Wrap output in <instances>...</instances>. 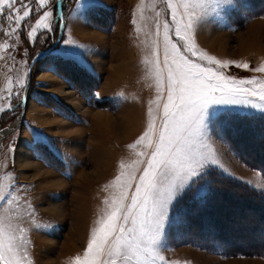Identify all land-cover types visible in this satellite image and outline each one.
<instances>
[{"label":"rangeland","instance_id":"1","mask_svg":"<svg viewBox=\"0 0 264 264\" xmlns=\"http://www.w3.org/2000/svg\"><path fill=\"white\" fill-rule=\"evenodd\" d=\"M112 1L116 6L82 9L81 14L90 20L85 23L75 18L72 9L76 5L69 0L62 41L52 56L34 65L28 112L8 136L19 122L25 90H21L18 111L0 113V134H5L0 139V177H9L15 170L12 152L23 124L48 139L36 143L35 149L49 169L39 163L22 165L29 169L20 171L25 184L6 181L16 187L17 199L12 206L20 205L27 191L37 187V195H28L24 210L5 206L14 223L25 229L33 264H75L77 256L83 259L91 230L104 208L103 200L114 191H105V187L120 173L121 161L131 164L135 159L129 146L146 128L155 81L148 75L144 60L151 47L155 12L164 10L161 19L167 18L166 6L160 0H143L141 19V0ZM247 3L248 11H233L227 26L218 25L209 15V22L199 24L195 40L200 49L219 60L249 65L248 70L232 66L228 75L264 79V73L252 71L264 64V0ZM33 16L38 18L36 13ZM58 19L54 18V31L37 33L35 42L27 39L28 29L23 26L19 38L0 37V45L5 41L13 45L0 59V90L12 80L15 91V80L28 73L34 57L58 41ZM65 40L86 46V50L80 49L83 67L55 54L69 48ZM53 66L58 75L48 70ZM25 80L27 84L28 75ZM12 103H17L14 97ZM228 128L215 147L239 180L213 173L206 203L193 200L192 195L184 199L183 204L196 205L191 214L185 213V223L169 233V250L163 254L174 264H264V145L260 143L264 142L249 134L253 139L244 136L239 144L256 168L234 149L227 138L233 135ZM211 187L216 195L210 194Z\"/></svg>","mask_w":264,"mask_h":264},{"label":"snow or ice","instance_id":"2","mask_svg":"<svg viewBox=\"0 0 264 264\" xmlns=\"http://www.w3.org/2000/svg\"><path fill=\"white\" fill-rule=\"evenodd\" d=\"M68 3L69 0H0V37L19 38L23 26L28 29L27 39L35 42L37 33L54 31L57 16L55 27L64 24L67 29L64 5ZM74 3L72 12L85 23L90 20L81 14L82 9L105 7L103 0ZM160 3L166 6L167 18L161 19L164 10L155 12L151 47L144 60L148 75L155 81V98L148 104L146 128L129 146L135 159L131 164L121 161L120 173L105 187V191H114L104 198V208L91 230L83 259L77 256L75 264H174L163 253L169 250V233L185 223L179 214L184 199L192 195L193 200L206 203L213 173L239 180L223 163L216 142L223 140L224 130L236 119H264V79L228 75L232 66L248 70L249 65L219 60L200 49L195 40L199 24L209 22V15L218 25L227 26L233 11H248L247 0ZM138 7L143 19V0ZM31 19H35L34 24ZM132 23H137L135 14ZM63 43L69 48L55 54L83 67L80 49L86 50V46L74 40ZM12 47L7 41L0 45V59ZM48 70L59 74L55 66ZM252 71L264 73V64ZM27 75L26 72L15 80V91L12 80L0 90V113L18 111ZM33 136L37 144L47 140L43 133L34 132ZM3 179L0 264H33L25 229L7 214L17 199L16 187L6 182L10 177Z\"/></svg>","mask_w":264,"mask_h":264},{"label":"crops","instance_id":"3","mask_svg":"<svg viewBox=\"0 0 264 264\" xmlns=\"http://www.w3.org/2000/svg\"><path fill=\"white\" fill-rule=\"evenodd\" d=\"M103 4L107 8L116 6V5H113V1L112 0H103ZM75 18L80 20L77 16ZM79 26H82V24L80 23ZM82 27H84V26H82ZM26 112H28V110ZM33 126L35 127V125H33ZM21 128H22L21 129V135H19V137H17L16 145L13 148V152H12V161L15 164V168L14 169L17 172L15 170H13L12 172L8 173V175H7V176L10 177V180L12 181V184H15V185H18L21 182H22V184H25V182H24L25 180L24 181L22 180L23 176H22V173L20 171L27 170V172H28L29 169H24V166H26V165L28 167H30V166H33L35 163H39V164L44 165L47 169H49V166L46 164V162L44 160H42L41 158H38V155H37V152H36V149H35L36 143L34 142V136H33L34 132L30 130V126L27 127V126H25V124H23L21 126ZM47 141H48V139H47ZM53 149L55 151H57L56 147H53ZM22 165H24V166H22ZM32 171H34V169H32ZM14 174H16V175H14ZM4 177H6V176L2 175L0 177V179H3ZM32 188H33L32 190L27 191V195L25 197H23V199L21 198L22 202L20 203V205L12 206V210L16 209L17 207H22L23 210L25 208H27V205H28L27 201H28V199L30 197L28 195H37V193H36L37 192V190H36L37 187L35 188L33 186ZM19 194H21V193H19ZM47 197H49V195H47ZM41 200H43V198H41ZM2 209L3 208H0V211Z\"/></svg>","mask_w":264,"mask_h":264},{"label":"trees","instance_id":"4","mask_svg":"<svg viewBox=\"0 0 264 264\" xmlns=\"http://www.w3.org/2000/svg\"><path fill=\"white\" fill-rule=\"evenodd\" d=\"M68 11H69V3L67 5H65V8H64V15L65 16H66V12H68ZM53 52L54 51L50 52L44 59L52 56ZM1 124H2V121H1ZM229 127H231V128H228V131L233 133V135L228 134L229 136H227V138L233 144L234 149H236L238 154L239 153L241 154V157L243 158L244 162H246L249 165H253L254 167L256 166V168H257L258 165H256L254 163V161H252L251 159H248L247 152L245 150H243V148L241 146H239V144L241 142V138H243L244 136H246L247 138H249V136H252L249 134H255L258 138H260L264 142V119H259V118L254 119V120L236 119L231 123V125ZM234 129L243 130L244 132H239V131L234 130ZM249 139H253V138H249ZM260 143L264 145V143H262V142H260ZM210 194L216 195V190L214 188L212 189V187L210 189ZM213 198H215V196ZM195 205H196L195 202L194 203L185 202L180 207L179 212L181 213V215L183 217H184L185 213L188 211H189V214H191L192 213L191 208H193Z\"/></svg>","mask_w":264,"mask_h":264},{"label":"water","instance_id":"5","mask_svg":"<svg viewBox=\"0 0 264 264\" xmlns=\"http://www.w3.org/2000/svg\"><path fill=\"white\" fill-rule=\"evenodd\" d=\"M66 24V22H65ZM64 29H65V26L64 24L61 25V28H60V34H59V38H58V41L47 51H44V52H41V53H38L34 59L32 60L31 64H30V67H29V71H28V80H27V88L24 92V96H23V100H22V103H21V108H22V113H21V116H20V121H21V118L25 115V111H26V106H27V93H28V90H29V86H30V82H31V77H32V71H33V68H34V65L36 64L37 61H39L40 59H42L43 57L47 56L50 52H52L54 49H56L61 41H62V38H63V34H64ZM16 130V128H11L8 133L6 134V136H8L9 134H11L12 132H14Z\"/></svg>","mask_w":264,"mask_h":264},{"label":"bare ground","instance_id":"6","mask_svg":"<svg viewBox=\"0 0 264 264\" xmlns=\"http://www.w3.org/2000/svg\"><path fill=\"white\" fill-rule=\"evenodd\" d=\"M28 94V93H27ZM20 124V120H19V122H18V124L16 123L15 125V127L13 126V128H16V129H18V125ZM105 131V130H104ZM104 133V132H103ZM5 137V134H0V139H3Z\"/></svg>","mask_w":264,"mask_h":264}]
</instances>
